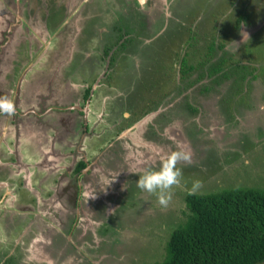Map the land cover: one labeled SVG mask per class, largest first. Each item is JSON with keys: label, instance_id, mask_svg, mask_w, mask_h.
I'll list each match as a JSON object with an SVG mask.
<instances>
[{"label": "rangeland", "instance_id": "1", "mask_svg": "<svg viewBox=\"0 0 264 264\" xmlns=\"http://www.w3.org/2000/svg\"><path fill=\"white\" fill-rule=\"evenodd\" d=\"M0 97V264H155L193 180L264 187V0H0Z\"/></svg>", "mask_w": 264, "mask_h": 264}, {"label": "trees", "instance_id": "2", "mask_svg": "<svg viewBox=\"0 0 264 264\" xmlns=\"http://www.w3.org/2000/svg\"><path fill=\"white\" fill-rule=\"evenodd\" d=\"M245 20L239 16L237 24ZM216 70L211 66L209 74ZM207 90V88H205ZM87 163L80 160L75 172ZM185 221L173 227L155 264H258L264 261V187L184 195Z\"/></svg>", "mask_w": 264, "mask_h": 264}, {"label": "clouds", "instance_id": "3", "mask_svg": "<svg viewBox=\"0 0 264 264\" xmlns=\"http://www.w3.org/2000/svg\"><path fill=\"white\" fill-rule=\"evenodd\" d=\"M241 40L239 43L232 41L235 44L234 51L249 40V35L246 31H240ZM16 111L14 102L8 97H0V112L14 115ZM191 162L190 153L184 149H176L162 156L159 161V166L156 168H148L144 170L136 179V186L143 192L153 194L157 197V202L161 206H167L172 199V190L174 186H178L182 181V169L178 167V162ZM202 186L199 179L191 182V186L187 188L189 194H196ZM94 193H89V197H94Z\"/></svg>", "mask_w": 264, "mask_h": 264}, {"label": "flooded vegetation", "instance_id": "4", "mask_svg": "<svg viewBox=\"0 0 264 264\" xmlns=\"http://www.w3.org/2000/svg\"><path fill=\"white\" fill-rule=\"evenodd\" d=\"M16 20H12V22H15ZM10 23V21H9ZM10 29H11V25H10ZM92 87L91 88H87L86 91L84 92V97L87 99V97L89 96L90 92L92 93Z\"/></svg>", "mask_w": 264, "mask_h": 264}, {"label": "crops", "instance_id": "5", "mask_svg": "<svg viewBox=\"0 0 264 264\" xmlns=\"http://www.w3.org/2000/svg\"><path fill=\"white\" fill-rule=\"evenodd\" d=\"M88 88H90V87H88Z\"/></svg>", "mask_w": 264, "mask_h": 264}, {"label": "bare ground", "instance_id": "6", "mask_svg": "<svg viewBox=\"0 0 264 264\" xmlns=\"http://www.w3.org/2000/svg\"><path fill=\"white\" fill-rule=\"evenodd\" d=\"M104 44V43H103Z\"/></svg>", "mask_w": 264, "mask_h": 264}]
</instances>
